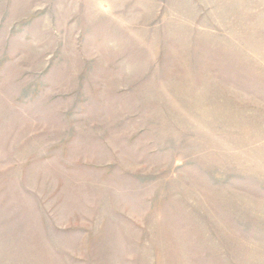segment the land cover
<instances>
[{
    "label": "rangeland",
    "instance_id": "rangeland-1",
    "mask_svg": "<svg viewBox=\"0 0 264 264\" xmlns=\"http://www.w3.org/2000/svg\"><path fill=\"white\" fill-rule=\"evenodd\" d=\"M0 264H264V0H0Z\"/></svg>",
    "mask_w": 264,
    "mask_h": 264
}]
</instances>
